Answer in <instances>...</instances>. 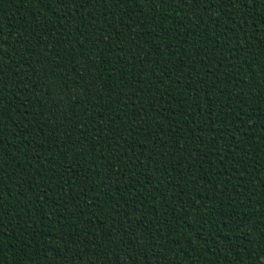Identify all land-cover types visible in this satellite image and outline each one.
<instances>
[{"label": "trees", "instance_id": "obj_1", "mask_svg": "<svg viewBox=\"0 0 264 264\" xmlns=\"http://www.w3.org/2000/svg\"><path fill=\"white\" fill-rule=\"evenodd\" d=\"M0 264H264V0H0Z\"/></svg>", "mask_w": 264, "mask_h": 264}]
</instances>
